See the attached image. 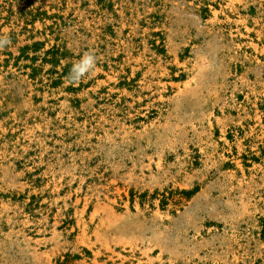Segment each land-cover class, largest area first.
I'll list each match as a JSON object with an SVG mask.
<instances>
[{
  "label": "rangeland",
  "instance_id": "rangeland-1",
  "mask_svg": "<svg viewBox=\"0 0 264 264\" xmlns=\"http://www.w3.org/2000/svg\"><path fill=\"white\" fill-rule=\"evenodd\" d=\"M4 41L0 264H264V0H0Z\"/></svg>",
  "mask_w": 264,
  "mask_h": 264
},
{
  "label": "bare ground",
  "instance_id": "bare-ground-1",
  "mask_svg": "<svg viewBox=\"0 0 264 264\" xmlns=\"http://www.w3.org/2000/svg\"><path fill=\"white\" fill-rule=\"evenodd\" d=\"M37 26H38V27H41L42 25H41V24H38ZM38 29H39V28H38ZM35 89H36V88H35V87H33V89H32V90H33V91H35ZM4 130H5V128H4ZM4 130H3V131H4ZM157 214H160V215H161V213H160L159 211L157 212Z\"/></svg>",
  "mask_w": 264,
  "mask_h": 264
},
{
  "label": "clouds",
  "instance_id": "clouds-1",
  "mask_svg": "<svg viewBox=\"0 0 264 264\" xmlns=\"http://www.w3.org/2000/svg\"><path fill=\"white\" fill-rule=\"evenodd\" d=\"M2 43H6V41H4V42H0V44H2ZM91 61L90 60H88V61H86L85 63L87 64V63H90Z\"/></svg>",
  "mask_w": 264,
  "mask_h": 264
}]
</instances>
